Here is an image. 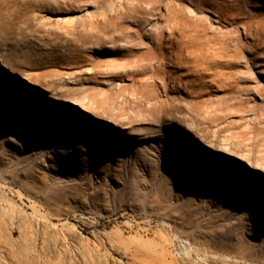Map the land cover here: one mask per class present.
Masks as SVG:
<instances>
[{"label":"rangeland","instance_id":"1","mask_svg":"<svg viewBox=\"0 0 264 264\" xmlns=\"http://www.w3.org/2000/svg\"><path fill=\"white\" fill-rule=\"evenodd\" d=\"M1 59L100 117L0 69V264H264V172L176 123L264 165V0H0Z\"/></svg>","mask_w":264,"mask_h":264},{"label":"bare ground","instance_id":"2","mask_svg":"<svg viewBox=\"0 0 264 264\" xmlns=\"http://www.w3.org/2000/svg\"><path fill=\"white\" fill-rule=\"evenodd\" d=\"M95 29H99V26L98 25L95 26ZM137 38H139V39L141 38L139 33H137ZM173 64L176 66L177 64H179V62H175ZM0 69L7 70L8 73L10 72L11 74H13V77H17L18 75H20L24 80H26L31 85L38 86V87L44 89L47 92V95H48L47 97H50V98H53L56 100H63V101L68 100L72 104H75L77 107H79L82 111L91 113L95 117H100L99 116L100 114H98L94 110V104H93L94 103L93 102L94 97H91V96L85 94V95L75 96L74 98H69L65 95L59 94L58 92H55L54 90H52L50 86H48L46 83L42 82L41 80L36 79V78H32L26 72L17 71L15 68L10 66V64L4 59L0 60ZM112 96H113V94L110 97H112ZM118 96H120V94H117V97ZM143 106H144V109L138 111L139 116H146L147 114L152 113V109H151L150 103L148 101H145V103H143ZM96 108H98V107H96ZM176 123L181 126V128L184 130V132L186 134L192 135L193 137L196 138V140H198L204 146H206V147H208L214 151H220L224 154L237 157L241 161L248 162L249 166L252 169L264 172V165L260 160H254L255 162H250L251 161L250 156H248V155L245 156L243 154H239L237 152H234L233 150H231L229 148V144H225L224 146H215L211 143L206 142L204 140V138L201 136V134H199L197 131H195L193 125L188 124L186 122H183L179 119H176ZM60 134L66 135L63 131H60ZM64 143H65V147H62L58 150L60 157H62L60 159L68 158V155H70L73 152L72 151L73 149L71 147V145H73V139L69 138L68 146H67L66 140H64ZM48 190H49V188L47 186L46 191L48 192ZM187 235L188 234L186 231L179 229V230H177L176 234L174 235V238H178L180 236H187Z\"/></svg>","mask_w":264,"mask_h":264},{"label":"built area","instance_id":"3","mask_svg":"<svg viewBox=\"0 0 264 264\" xmlns=\"http://www.w3.org/2000/svg\"><path fill=\"white\" fill-rule=\"evenodd\" d=\"M70 218L74 221L79 234L96 233L102 235L112 221L106 217L95 218L82 212L71 214ZM149 229H154L160 225L158 220L144 219L142 221ZM172 254L179 261L201 262V264H212L214 256L208 251L200 249L189 238L178 237L173 239Z\"/></svg>","mask_w":264,"mask_h":264}]
</instances>
